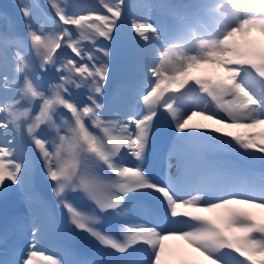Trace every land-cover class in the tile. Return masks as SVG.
<instances>
[{"label":"snow or ice","instance_id":"6c2138e0","mask_svg":"<svg viewBox=\"0 0 264 264\" xmlns=\"http://www.w3.org/2000/svg\"><path fill=\"white\" fill-rule=\"evenodd\" d=\"M98 3L47 0L55 18L38 0L19 4L30 48L10 21L0 29V193L17 185L29 208L46 207L38 184L50 180L68 237L86 233L115 264H264V0H195L162 26L133 16L125 87L136 107L115 113L100 99L110 65L97 53L110 58L100 41L119 30L124 0ZM65 49L71 55L61 57ZM162 113L174 135L157 181L147 165ZM209 150H240L261 168L212 162ZM31 235L17 254L5 230L0 264H65L38 248L35 224Z\"/></svg>","mask_w":264,"mask_h":264},{"label":"rangeland","instance_id":"374dc122","mask_svg":"<svg viewBox=\"0 0 264 264\" xmlns=\"http://www.w3.org/2000/svg\"><path fill=\"white\" fill-rule=\"evenodd\" d=\"M182 1L183 3H180ZM27 2L28 0H7L9 11L7 12V17L4 18L3 23H0V29H3L5 25H8L9 21L11 29L15 28L16 26H23V17L20 11L18 10V5ZM70 2L77 8L81 9H97L98 6V0H89L87 2L83 0H70ZM143 2L144 0H133L132 2L131 0H124V8H126L127 3L128 5L131 4V9H128L125 18L132 19V17L135 16L139 19L144 16H149L150 21L155 26H162L164 24L173 23V17L171 13H187L188 9L186 6L191 3H194L195 0H150L153 5V8L150 13L139 6ZM179 5H181V7ZM33 26H36L35 21ZM48 27L51 28L52 25H49ZM129 28L130 27H127L126 29ZM130 33V30H128L127 33L123 36H129ZM25 43L28 44V41L26 40ZM28 47L30 48V44H28ZM120 48L121 46L119 45V49ZM14 50L15 49H13V51ZM23 54H28V48H25L23 50ZM97 55L100 57V59L108 60L110 64V58L104 57L101 53H97ZM121 55L123 57L128 56L129 66L126 68V70L130 72L134 67V63H132V55L125 49L121 50ZM115 69L119 76L125 73V69H122L121 67H115ZM9 71L12 72L11 64L9 67ZM192 74L202 76L210 73L207 69H197ZM127 90L128 89L120 90L117 94V98L113 108L114 113L135 111V96L134 94H132V101H129V99L126 97L128 96ZM9 95H11V93H9ZM193 119L195 120L197 118L194 117ZM232 130L236 131V129ZM172 134L173 130L171 124L169 123L167 117L162 113L159 119L157 120L156 131L153 136V141L150 146L148 156L147 167L150 174H153V178L157 176L158 170L165 166V163L167 161V149ZM212 143L214 144L215 142L213 141ZM207 158L212 162L236 164L242 168L249 164L261 167L259 161L250 160L248 156H246L240 150L231 152L209 150L207 153ZM125 160L129 164L132 163V160L128 157H125ZM6 183L10 184V182L7 181ZM33 207H37L39 209L36 214H38L43 220L44 233L40 232L37 246L39 249L43 250L44 254L56 253L63 258L65 264H76V262L70 258L69 254L64 249V247H66L64 244L68 243L74 244L81 254H84L85 252L91 254L93 259L91 261L97 260L105 262L107 260L108 256L106 254L110 251L101 248L91 237L86 235V233L81 232L80 236H76L75 234H73L69 238L67 234V228L64 222L55 218L56 213L54 208L44 209L39 204H33L32 207L29 208L28 203L24 200L22 190L17 185H10L6 190V194L0 193V225L3 228V234L5 230H7L9 250L14 247L17 254H19L21 251L26 249V246H28L29 242L32 240L31 230L33 224L36 225L37 221L35 220V214L32 213ZM145 221L148 223H152L153 218L147 217ZM173 243L182 247H186L185 245H183L182 241H175ZM2 244L3 243H1V245ZM4 249L5 246L3 244V253L0 254V259L4 258ZM70 254L73 256L72 252ZM113 257L114 256H112L111 259ZM240 259L243 258L240 257ZM37 264H42V262L37 260Z\"/></svg>","mask_w":264,"mask_h":264},{"label":"bare ground","instance_id":"6f19581e","mask_svg":"<svg viewBox=\"0 0 264 264\" xmlns=\"http://www.w3.org/2000/svg\"><path fill=\"white\" fill-rule=\"evenodd\" d=\"M12 71H13V69H12ZM174 135V133L172 134V136ZM172 136H171V138H170V140L172 139ZM166 163H167V161H166ZM166 163H165V166L163 167V168H161L160 170H158V172H157V176L156 177H154L153 179H155V180H157V181H163L164 180V178H165V173H166ZM172 171H173V173L175 172V169L173 168L172 169ZM152 176H153V174H151ZM39 211V209L37 208V207H33V214H35V220H37L36 221V226L40 229V232L41 233H44V229H43V220H42V218L38 215V214H36L37 212ZM134 219H137L138 217H136L135 215H134V217H133ZM141 219H143V220H146L147 219V217H143V218H141ZM83 260V259H82ZM81 260V261H82Z\"/></svg>","mask_w":264,"mask_h":264}]
</instances>
